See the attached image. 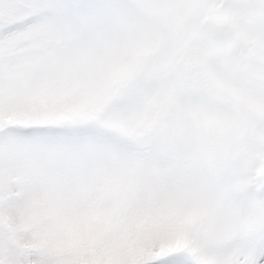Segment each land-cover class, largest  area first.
<instances>
[{"label":"snow or ice","instance_id":"6c2138e0","mask_svg":"<svg viewBox=\"0 0 264 264\" xmlns=\"http://www.w3.org/2000/svg\"><path fill=\"white\" fill-rule=\"evenodd\" d=\"M0 264H264V0H0Z\"/></svg>","mask_w":264,"mask_h":264}]
</instances>
